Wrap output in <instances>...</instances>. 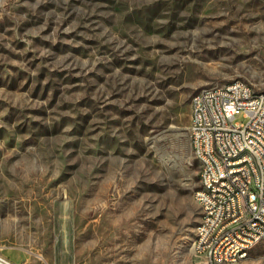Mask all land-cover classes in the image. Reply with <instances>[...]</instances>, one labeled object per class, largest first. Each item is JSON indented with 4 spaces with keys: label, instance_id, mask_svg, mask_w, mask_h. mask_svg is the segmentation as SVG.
<instances>
[{
    "label": "rangeland",
    "instance_id": "1",
    "mask_svg": "<svg viewBox=\"0 0 264 264\" xmlns=\"http://www.w3.org/2000/svg\"><path fill=\"white\" fill-rule=\"evenodd\" d=\"M235 79L264 91V0H0L1 253L196 264L191 99Z\"/></svg>",
    "mask_w": 264,
    "mask_h": 264
},
{
    "label": "built area",
    "instance_id": "2",
    "mask_svg": "<svg viewBox=\"0 0 264 264\" xmlns=\"http://www.w3.org/2000/svg\"><path fill=\"white\" fill-rule=\"evenodd\" d=\"M200 89L202 96L191 99L189 132L199 182L210 185V193L195 192L207 214H201L193 253H206L202 264L214 258L236 264L264 240V96L243 79ZM245 148L253 149L257 164L250 157L234 159ZM248 181H255V191H248ZM246 205H253V213L244 214ZM236 218H243V226H233ZM0 264L17 263L0 251Z\"/></svg>",
    "mask_w": 264,
    "mask_h": 264
},
{
    "label": "bare ground",
    "instance_id": "3",
    "mask_svg": "<svg viewBox=\"0 0 264 264\" xmlns=\"http://www.w3.org/2000/svg\"><path fill=\"white\" fill-rule=\"evenodd\" d=\"M193 96H202V89L197 90V92ZM258 96H264L263 90H258ZM193 154L195 155V147H192ZM250 157V164H257V156H253V149L252 148H245L242 151L234 152V159L235 160H246ZM248 191H255V181H248ZM198 192L202 193H210V185L208 184H200L198 187ZM202 208V214H207V206H203V203H200L197 200ZM253 213V205H246L244 207V214H251ZM233 226H243V218H236L233 219ZM201 227V220L197 226V231ZM259 242H255V246ZM192 248L194 249V242ZM252 248H248V255L250 254ZM196 264H202V261L206 260V253H199L197 257H195ZM241 259H237L236 263ZM212 264H233L232 261H227L226 258H214L212 260Z\"/></svg>",
    "mask_w": 264,
    "mask_h": 264
},
{
    "label": "trees",
    "instance_id": "4",
    "mask_svg": "<svg viewBox=\"0 0 264 264\" xmlns=\"http://www.w3.org/2000/svg\"><path fill=\"white\" fill-rule=\"evenodd\" d=\"M198 187H196V189H197Z\"/></svg>",
    "mask_w": 264,
    "mask_h": 264
}]
</instances>
